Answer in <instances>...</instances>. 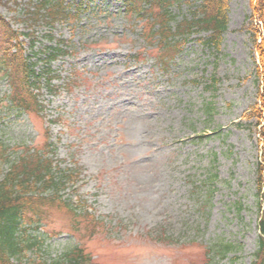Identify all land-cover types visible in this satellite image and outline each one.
Returning <instances> with one entry per match:
<instances>
[{
	"label": "rangeland",
	"instance_id": "1",
	"mask_svg": "<svg viewBox=\"0 0 264 264\" xmlns=\"http://www.w3.org/2000/svg\"><path fill=\"white\" fill-rule=\"evenodd\" d=\"M70 1L81 6L75 21L49 28L30 17L35 0H0L24 60L39 68L58 42L66 52L35 93L41 110L8 109L0 73V155L39 154L55 179L64 175L51 208L22 233L38 240L23 259L76 247L93 264H253L264 218V0H224L219 46L191 32L174 54L127 0ZM199 1L170 12L190 19ZM11 164L0 159V181ZM225 244L234 249L221 258Z\"/></svg>",
	"mask_w": 264,
	"mask_h": 264
},
{
	"label": "trees",
	"instance_id": "2",
	"mask_svg": "<svg viewBox=\"0 0 264 264\" xmlns=\"http://www.w3.org/2000/svg\"><path fill=\"white\" fill-rule=\"evenodd\" d=\"M141 3L145 11L138 7ZM174 3L179 4L180 0H128V8L133 13H142L140 17L149 18L153 25L149 26V37L157 38V43L161 45L164 53L174 54L180 51L191 32H206L208 37L203 40L205 45H214L217 48L220 37L227 27L224 0H200L199 5L193 8V17L190 19L183 17L180 21L170 12V6ZM80 7L70 0H35L30 17L37 23H43L51 28L60 21H75ZM263 16L264 14L261 18ZM154 27L158 28L156 34ZM16 38L0 18V73L9 86V94L4 98L8 109L27 113L40 109L35 93L40 84H51L55 77L50 65L58 55L66 52L60 47L62 42H58L55 47L47 48L44 64L38 68L37 62L30 63L21 57V49L17 44L13 45ZM48 38L52 40L50 36ZM262 45L264 49V43ZM261 71L264 75V68ZM252 114L257 117L260 113L255 110ZM261 140L258 166L263 167L264 128L261 130ZM4 153L2 150L0 159L11 164L12 161L4 156ZM52 163L51 159H44L39 154L34 156L26 154L12 162L9 171L0 181V264H90V259L81 250L76 249L54 259L29 261L23 259L22 248L28 249L38 244L37 240L22 234L26 233L25 225H34L40 221L42 212L50 209L56 201L54 199L59 192L58 187L62 184L60 178L64 175L61 174L59 177L60 182L58 178L55 179L53 174L56 170ZM257 195L264 206V184H260ZM263 219L261 216L258 223L259 236L253 264H264ZM216 248L215 254L221 258H225L234 249L226 244Z\"/></svg>",
	"mask_w": 264,
	"mask_h": 264
}]
</instances>
